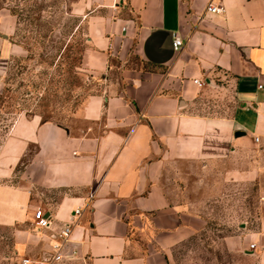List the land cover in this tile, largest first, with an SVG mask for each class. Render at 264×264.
<instances>
[{"label":"crops","instance_id":"obj_1","mask_svg":"<svg viewBox=\"0 0 264 264\" xmlns=\"http://www.w3.org/2000/svg\"><path fill=\"white\" fill-rule=\"evenodd\" d=\"M210 1L92 2L85 67L100 90L71 128L14 118L0 142V227L40 209L51 254L72 221L82 264H176L216 220L211 204L251 186L264 205V0H214L216 15ZM18 49L0 23V88ZM251 223L221 240L264 264V214Z\"/></svg>","mask_w":264,"mask_h":264},{"label":"rangeland","instance_id":"obj_2","mask_svg":"<svg viewBox=\"0 0 264 264\" xmlns=\"http://www.w3.org/2000/svg\"><path fill=\"white\" fill-rule=\"evenodd\" d=\"M94 0H0V23L19 49L0 88V142L14 118L38 117L61 127L76 126L86 99L100 90L85 67L88 46L86 17ZM115 9L116 5L112 6ZM34 152V149L32 150ZM32 152L30 154H32ZM28 158L18 169L24 170ZM21 176V175H20ZM213 203L216 218L197 238L175 254L176 264H254L243 252L228 251L223 236L241 237L264 214L253 187L228 193ZM261 206V209H260ZM222 220L225 224H222ZM23 231L24 238L17 235ZM44 232L28 225L0 227V264H53ZM58 264H82L78 258Z\"/></svg>","mask_w":264,"mask_h":264},{"label":"built area","instance_id":"obj_3","mask_svg":"<svg viewBox=\"0 0 264 264\" xmlns=\"http://www.w3.org/2000/svg\"><path fill=\"white\" fill-rule=\"evenodd\" d=\"M225 9L222 5L216 4L214 0H211L207 7L206 13L211 15L223 14ZM173 48L175 51H179L183 47V41L177 34L173 35ZM195 84L202 87L204 84L201 81L195 80ZM260 88H262L260 86ZM258 141V139H256ZM75 212L74 215H77ZM34 221L39 230L48 229L51 226L50 218L46 217L42 210L38 209L34 213ZM74 222L66 224L60 232L57 234V239L52 246L51 262L54 264L63 263L70 261L77 257V251L72 246V235H73ZM255 245L252 244L250 248L254 250ZM29 261L25 260L24 263Z\"/></svg>","mask_w":264,"mask_h":264}]
</instances>
